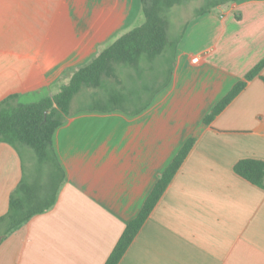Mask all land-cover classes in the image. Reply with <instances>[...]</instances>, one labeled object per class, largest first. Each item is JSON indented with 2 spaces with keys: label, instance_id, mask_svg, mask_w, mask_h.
Here are the masks:
<instances>
[{
  "label": "crops",
  "instance_id": "1",
  "mask_svg": "<svg viewBox=\"0 0 264 264\" xmlns=\"http://www.w3.org/2000/svg\"><path fill=\"white\" fill-rule=\"evenodd\" d=\"M143 23L141 0H0V103L57 94L66 71ZM191 24L147 109L71 110L53 139L65 173L57 202L1 243L0 264H105L190 138L119 264H264V189L234 171L240 160L264 161V68L205 124L264 59V0L228 2ZM21 177L19 154L0 143V216Z\"/></svg>",
  "mask_w": 264,
  "mask_h": 264
},
{
  "label": "trees",
  "instance_id": "2",
  "mask_svg": "<svg viewBox=\"0 0 264 264\" xmlns=\"http://www.w3.org/2000/svg\"><path fill=\"white\" fill-rule=\"evenodd\" d=\"M185 1L193 0H141L144 23L116 39L84 66L66 71L64 75L71 74L70 80L60 86L57 94L44 96L32 103H18V96L12 95L0 103V143L13 147L22 164V177L10 195L8 211L0 216V245L33 217L43 214L56 204L65 182V173L55 151L53 139L57 129L70 115L73 99L83 88L91 91L89 96L101 100L108 99V103L114 102L113 109L122 108L126 112L137 114L147 108L159 90L170 82L176 49L181 39H169L170 17L173 8ZM203 1L207 2L206 7L199 9L194 16H202L216 6L242 0ZM169 52H174L175 57L166 76L168 80L156 86L160 79L158 73L169 63L166 57ZM263 68L264 59L249 71L243 80L237 82L212 109L205 118V124H211L246 88L248 82L261 77ZM146 73H150L151 82H145ZM123 77L141 81V90H131V96L117 91V85L125 84ZM261 79L264 82V76ZM122 104L137 108L131 110ZM88 109L108 111L112 108L97 105ZM195 143L194 138L187 140L160 175L140 213L126 225L105 264L120 263ZM234 171L246 181L264 189V161L243 159L235 164Z\"/></svg>",
  "mask_w": 264,
  "mask_h": 264
},
{
  "label": "rangeland",
  "instance_id": "3",
  "mask_svg": "<svg viewBox=\"0 0 264 264\" xmlns=\"http://www.w3.org/2000/svg\"><path fill=\"white\" fill-rule=\"evenodd\" d=\"M206 5H207L206 1L193 0L191 2H186L185 1L182 5L176 6L175 8H173L172 15L170 17V28H169L168 33H169V39L170 40H176L178 38H181L180 41H179V44L177 46L176 53L178 52L179 45H180V43H181V41H182V39H183V37H184V35L186 33L187 28L190 26L191 22L195 18L200 17V16L196 17L194 15H196V12L199 9L206 7ZM175 54H174V52L173 53L169 52L168 56H166L169 59V63H167L165 65V67H163V70L160 73H158V74H160V77H159L160 79H158L159 81H157L156 86H159V85L165 83L168 80L166 78V76H167L168 70H169V68L171 66V63L174 60ZM160 63H161V61H160ZM172 71H173V69H172ZM144 80H145V82H147V81L151 82L152 77L150 76V73L149 74L146 73V75L144 77ZM124 83L125 84L123 86H118L117 85L115 87V89L117 91H119V92L121 91L122 93H125V95H129V96L133 95V94L130 93L131 90H134V89H140L141 90L142 83H141V81H139L136 78L135 79H130V78L127 77L125 79ZM168 84L169 83H167L163 88H161V90L166 88V86ZM125 86H127L126 89L124 88ZM161 90H159V92ZM90 93H91L90 90H88L87 88H83V90L77 96H75V98L73 99V101L71 103V110H74V111H87V110H89V111H100V112L121 111V112H123V113H125L127 115L128 114L129 115H134V114L129 113L128 111L127 112L124 111L122 108L115 107V109H113L112 106H114V104H115L114 102H109L108 103V99L101 100V99L95 98L93 96H89ZM97 93H99V92H97ZM145 100H146V98H145ZM21 102L22 103H29V101H25V100H22ZM151 103L149 104V106L151 105ZM118 104H120V103L118 102ZM97 105H106L107 107H111L112 109H110L108 111H101V110H96V109L95 110L94 109H88L89 107L97 106ZM123 106L127 107V108H129L131 110L137 108V106H132V105L131 106L123 105ZM147 108H145V109H147Z\"/></svg>",
  "mask_w": 264,
  "mask_h": 264
},
{
  "label": "built area",
  "instance_id": "4",
  "mask_svg": "<svg viewBox=\"0 0 264 264\" xmlns=\"http://www.w3.org/2000/svg\"><path fill=\"white\" fill-rule=\"evenodd\" d=\"M198 60H199L198 57H195V58H194V61H198Z\"/></svg>",
  "mask_w": 264,
  "mask_h": 264
}]
</instances>
